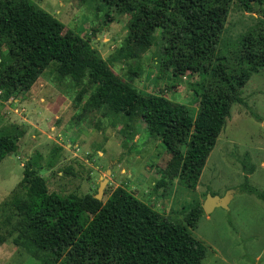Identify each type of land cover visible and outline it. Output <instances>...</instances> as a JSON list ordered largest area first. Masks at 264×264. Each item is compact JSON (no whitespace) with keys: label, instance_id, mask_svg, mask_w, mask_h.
Masks as SVG:
<instances>
[{"label":"trees","instance_id":"16d2710c","mask_svg":"<svg viewBox=\"0 0 264 264\" xmlns=\"http://www.w3.org/2000/svg\"><path fill=\"white\" fill-rule=\"evenodd\" d=\"M117 13L129 12L124 40L130 56L148 48L159 29V67L172 76L195 72V112L162 94L144 92L119 77L89 39L63 31L64 25L32 0H0V98L28 91L52 66L59 83L89 93L83 110L104 107L138 116L150 134L167 147L183 143L172 155V175L193 188L240 89L251 74L264 70V18L227 47L222 33L232 2L247 11L264 0H101ZM0 130V159L16 153L22 131ZM17 134H16V133ZM35 160L23 164L22 177L6 201L15 218L17 239L46 252L52 264H202L206 246L190 228L203 213L202 202L183 221L170 220L130 191L117 186L102 201L95 194L50 191ZM247 192L264 200V190ZM18 240V241H17ZM4 241L0 234V243Z\"/></svg>","mask_w":264,"mask_h":264},{"label":"rangeland","instance_id":"374dc122","mask_svg":"<svg viewBox=\"0 0 264 264\" xmlns=\"http://www.w3.org/2000/svg\"><path fill=\"white\" fill-rule=\"evenodd\" d=\"M32 1L60 20L63 31L89 39L123 80L195 112L198 104L192 85L198 74L172 76L160 69L159 29L148 48L130 56L124 44L129 12L117 13L101 0ZM251 10L231 3L222 33L227 47L254 24L255 16L264 18V2ZM0 53H5L4 46ZM33 85L30 93L16 94L18 102L0 98V130L14 132L16 127L17 132L22 131L16 153L0 159V234L4 239L0 264H52L46 252L21 239L14 242L15 218L6 201L27 160H35L50 191L93 195L103 181L102 201L122 186L173 221H183L187 210L209 193L227 195V208L203 211L190 228L207 248L202 264H264V200L245 190L248 186L264 190V70L251 74L241 87L242 102L231 105L193 188L170 177L173 152L183 149V143L176 141L167 147L160 135L147 131L138 116L128 117L104 107L83 110L90 92L75 103L79 87L69 86L66 80L59 83L52 66L45 68ZM33 119L39 121L41 130L33 126Z\"/></svg>","mask_w":264,"mask_h":264},{"label":"water","instance_id":"95a60500","mask_svg":"<svg viewBox=\"0 0 264 264\" xmlns=\"http://www.w3.org/2000/svg\"><path fill=\"white\" fill-rule=\"evenodd\" d=\"M15 157L14 154H12ZM109 172V171H108ZM102 185L103 181L100 182L99 187L97 189L96 194L94 195L95 198L100 199L102 194ZM230 197L227 195L219 196V195H212L208 194L207 198L202 202V209L204 212L208 213L212 211L216 206H222L227 208V204L229 202Z\"/></svg>","mask_w":264,"mask_h":264},{"label":"crops","instance_id":"0c3cea01","mask_svg":"<svg viewBox=\"0 0 264 264\" xmlns=\"http://www.w3.org/2000/svg\"><path fill=\"white\" fill-rule=\"evenodd\" d=\"M38 79V78H37ZM34 86V85H33ZM32 90L31 89H29L28 91H26V94H28V93H30ZM14 101H19V99H17V98H14L13 99ZM28 108V107H27ZM32 122L34 123L33 124V126L35 127V128H37L38 130H41L40 129V123H39V121L37 120V119H33L32 120ZM220 196V195H219ZM202 202H203V200H202Z\"/></svg>","mask_w":264,"mask_h":264}]
</instances>
